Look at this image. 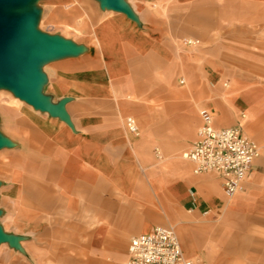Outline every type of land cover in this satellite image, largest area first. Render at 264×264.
<instances>
[{"label": "crops", "instance_id": "1", "mask_svg": "<svg viewBox=\"0 0 264 264\" xmlns=\"http://www.w3.org/2000/svg\"><path fill=\"white\" fill-rule=\"evenodd\" d=\"M123 2L132 11V16L113 10L103 19L101 25L106 24L104 32L107 36H102L109 50L102 48L95 39L93 49L99 56L94 60L98 66L75 73L66 68L68 58L56 56L46 60L48 63L43 68L46 95L54 103L66 99L64 107L70 120L68 123L59 116L36 111L35 107L31 109L43 130L45 160L54 168V175L71 174L65 170L71 166L69 163H76L91 175L120 177L112 180L118 184L119 191L134 190L139 202L143 198L150 200L149 204H141L133 218L131 215L130 225L126 228L127 205H114L97 194L94 215L103 223L118 226L117 231H106L105 227L97 230V239L105 232L108 240H120L135 232L130 241L155 225H163L157 224L159 222H173L169 225L174 228V222H177L173 216L174 207L194 214L208 212V216L226 211L228 215L251 214L255 207L256 213L263 218L264 227V173L261 170L264 166V57L249 52L253 58L245 62V73L234 68H227L228 73H224L228 61L238 60L227 52L217 53V48H264V29L257 30L254 25L264 22V0ZM184 37L198 39L199 44L184 45L181 42ZM118 47L124 50L116 61L113 58L119 57ZM146 59L153 65L149 78L164 79L167 83L176 76L177 83L184 85L187 75L189 84L171 92L170 96L180 101L172 107L175 111L187 112L195 102L193 93L198 96L196 103L202 104L196 110L197 128L200 124L198 110L206 107L211 110L213 121L221 125L217 127H238L258 144L259 154L245 176L243 189L233 197L224 196L221 179L216 173L194 174L191 162V172L188 168L183 169L188 165L177 154L178 143L169 145L172 153L167 162L162 156L156 160L165 172L160 173L155 183L137 175L136 167L152 160L147 152V141L151 140L139 143L131 139L121 119V113L129 103L125 100L118 103L115 97L143 95V76L137 68ZM115 62L121 65L119 72L112 70L111 65ZM193 62L208 64L210 68L195 66ZM180 78L183 83H179ZM132 79L137 82L128 88L126 81ZM200 96H206L207 102L203 103ZM192 126L191 118L187 119L186 131L189 132ZM153 128L149 126V136ZM146 185L149 191H144ZM176 230L187 248L182 228L176 227ZM16 254L7 264H30L26 253ZM190 256L203 260L198 254ZM85 263L96 264L93 259H87Z\"/></svg>", "mask_w": 264, "mask_h": 264}, {"label": "rangeland", "instance_id": "2", "mask_svg": "<svg viewBox=\"0 0 264 264\" xmlns=\"http://www.w3.org/2000/svg\"><path fill=\"white\" fill-rule=\"evenodd\" d=\"M26 10L35 12L33 25L37 31L62 37L78 46L77 52L62 55L70 59L66 66L68 71L81 73L98 66L94 60L99 56L93 49L95 39L102 48L109 50L102 36H107L104 32L107 26L101 23L113 10L102 7L99 0H30ZM254 25L257 30L264 29V22ZM123 50L122 47L116 48L119 57L113 59L119 60ZM219 51L227 52L238 60L233 63L228 61L224 73H228L227 68L245 73V62L253 58L249 52L264 57V48H217V53ZM47 63L43 61L38 65L42 73ZM193 63L195 66L201 65ZM203 65L206 69L210 68L208 64H202L201 67ZM111 66L115 72L121 69V65L116 62ZM152 67L146 59L137 68H140L143 76V95L130 94L115 98L118 103L124 100L129 103L121 113L122 121L131 115L138 124L137 133L129 132L125 126L131 139L139 143L145 139L151 140L147 141V152L152 160L138 165L136 170L142 180L155 183L160 173L165 172L156 160L162 156L167 162L172 153L169 145L179 144L177 154L188 165L183 169L188 168L191 172L190 162L181 154L194 138L198 125L196 110L202 103H196L199 101L196 99L198 96L193 93V106L187 112L175 111L172 106L180 101L170 95L173 90L189 84L187 75L184 73V85L177 83L176 76L167 84L164 79L148 77ZM135 82L133 79L127 80L126 85L132 88ZM45 85L44 75L41 84L44 95L47 94ZM200 97L203 103L207 102L206 96ZM32 107L12 89L0 85V136L7 140V143L0 146V226L5 234L14 237L16 241H0V264L11 262L16 253H26L30 264H86L87 259H93L96 264H122L126 258L129 238L135 232L120 240L105 239L107 232L99 239L95 238L97 230L105 227L106 231H117L118 227L112 223H103L94 215L96 196L99 194L101 199H108L114 205H127L126 228L141 204H149L150 200L143 198L139 202L134 190L119 191L118 184L112 180L120 177L91 175L86 173L83 166L77 167L76 163H69L71 166L65 170L71 174L54 175V168L45 160L43 130L39 128L38 117L32 113L31 109H35ZM189 118L193 126L188 132L185 123ZM151 125L154 128L149 136ZM261 170L264 173V166ZM78 172L82 173L77 175ZM143 189L149 191V186ZM173 210L177 221L173 229L187 256L198 254L206 264H264L263 218L256 213L255 207L251 214L228 215L226 211L210 216L208 212L194 214L181 207H174ZM169 223L173 222L157 224ZM176 227L182 228L187 248Z\"/></svg>", "mask_w": 264, "mask_h": 264}, {"label": "built area", "instance_id": "3", "mask_svg": "<svg viewBox=\"0 0 264 264\" xmlns=\"http://www.w3.org/2000/svg\"><path fill=\"white\" fill-rule=\"evenodd\" d=\"M184 45L196 46L198 39L183 38ZM183 78L179 83H183ZM200 124L196 136L182 153L192 163L194 174L216 173L221 179L223 194L233 197L243 189V181L254 159L259 154L258 144L238 127H217L213 114L206 107L199 108ZM125 126L131 133L138 132L136 119L128 115ZM123 264H204L203 260L187 256L178 236L169 225H155L150 231L133 236Z\"/></svg>", "mask_w": 264, "mask_h": 264}, {"label": "water", "instance_id": "4", "mask_svg": "<svg viewBox=\"0 0 264 264\" xmlns=\"http://www.w3.org/2000/svg\"><path fill=\"white\" fill-rule=\"evenodd\" d=\"M30 0H0V85L41 111L59 116L70 123L64 104L54 103L41 92L44 80L38 65L49 58L75 53L78 46L59 36L43 34L34 28L35 12L26 10ZM102 7L132 16L123 0H99ZM7 140L0 136V146ZM0 241L15 243V238L3 232Z\"/></svg>", "mask_w": 264, "mask_h": 264}, {"label": "bare ground", "instance_id": "5", "mask_svg": "<svg viewBox=\"0 0 264 264\" xmlns=\"http://www.w3.org/2000/svg\"><path fill=\"white\" fill-rule=\"evenodd\" d=\"M111 10V9H110ZM183 156V155H182Z\"/></svg>", "mask_w": 264, "mask_h": 264}]
</instances>
